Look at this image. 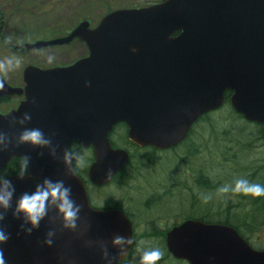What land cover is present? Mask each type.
Returning a JSON list of instances; mask_svg holds the SVG:
<instances>
[{
  "label": "water",
  "instance_id": "1",
  "mask_svg": "<svg viewBox=\"0 0 264 264\" xmlns=\"http://www.w3.org/2000/svg\"><path fill=\"white\" fill-rule=\"evenodd\" d=\"M80 21L67 35L24 43L26 50L78 39L87 55L66 66L27 65L22 87L0 78V99L23 96L0 114V169L24 158L25 175L0 183L2 264H117L131 241V225L117 210L97 211L72 173L69 141L92 147L89 179L104 184L128 160L109 143L123 123L128 139L158 149L181 142L204 114L224 103L250 123L264 124V0H162L106 13L93 28ZM37 131L40 142L23 139ZM264 141V130L262 131ZM59 186L33 224L18 204L22 197ZM119 241V242H117ZM166 247L188 264H264L237 230L221 223L187 220L166 234Z\"/></svg>",
  "mask_w": 264,
  "mask_h": 264
},
{
  "label": "rangeland",
  "instance_id": "2",
  "mask_svg": "<svg viewBox=\"0 0 264 264\" xmlns=\"http://www.w3.org/2000/svg\"><path fill=\"white\" fill-rule=\"evenodd\" d=\"M155 1L156 0H0V32L3 34L1 35L2 41L0 38V77L6 78L7 81H5L12 86L21 87V74L26 65H34L42 68L65 66L87 54L86 46L79 40H73L65 45L49 46L39 50H25L24 52H12L9 45L18 46L24 43H34L37 41H47L53 38L63 37L80 21L86 20L90 22L91 27H94L101 17L108 11L144 7L151 5ZM3 43L6 45L8 43L9 49L6 45L4 46ZM16 104V99H10L3 108H12L16 106ZM222 108L225 110V113L232 115V113L228 111V104L226 102H224L220 109L222 110ZM227 114H224L223 116L222 111H215L212 113L214 119L223 116V119L220 122L231 129L224 141L220 140L222 136H217V138L212 136V138H208V141L211 142L208 146L210 148H215L214 150L218 151L214 152L212 148L210 149V152H212L211 156L214 157L211 158V161L215 163L214 168L210 169V175L213 177L211 179L214 184L218 185L219 181H225L222 176V169H220L221 159L218 160L216 157L218 153L220 154L221 149L223 150L224 147H227L229 149L227 150V154L235 155L238 158L237 163L239 164L237 171H239V173H231L230 175L228 170L225 175H230V177L238 175L237 178L244 177L243 180L248 181L249 184H256L257 181L251 182L247 175L249 173L252 174L255 168L258 167L260 172L257 173V171H255L253 175L264 177V168L261 167L262 163H264V146H261V143L258 141H254L246 151H243V153L246 154V158H243V153L239 152L240 149L238 146H236L234 141H231V138L234 137L241 141L240 135H236L235 132L238 131L237 129L240 124H243V122H238L235 118L228 117ZM198 125L195 129H197ZM250 129L255 128L251 127ZM206 136L207 135L203 134V141L206 139ZM198 139L200 138H195V141ZM242 142H245V140L242 139ZM73 150L76 152L79 158V164L82 167L85 164H89L90 161L88 162L87 160L88 156H91L89 149H76L74 147ZM205 153L208 154L207 151H205ZM203 154L204 153H201L200 156ZM220 157L222 156L219 155V158ZM198 160L199 159H194V163L198 164ZM259 161L261 164L258 163ZM223 163L225 166H228V164L231 166V163L229 162L223 161ZM173 169V172H166L163 170L165 171L164 181L168 182L170 185L175 179L178 181L184 180L182 170H175L174 167ZM261 186L264 187L262 183ZM122 189L123 190H120L121 193L133 196V189L146 188L142 182H138L132 186L123 187ZM175 189L177 188L172 184L171 193L168 194L170 196L165 200L166 205L164 206H166V209L163 207L152 208L154 214H147L146 219L148 221L153 218V215L157 218L156 222L158 225L156 226L155 233L157 235H152L151 237L148 236L147 241L142 239L145 236L141 238L138 237L139 240L134 247V252L129 256L127 264H141L143 254L146 251H152L155 249L154 246L150 247L149 250L147 249L150 242L158 241L160 237L159 235L162 233L165 235L170 227H173L174 224H178V222L181 221L183 215L181 212H178L181 211V208H178L179 200L173 198V195L176 193ZM219 189H221L220 185L216 189L209 191V193H207L208 198L210 200H217L219 195L223 193L219 191ZM178 191L179 189L177 192ZM247 196L249 197V194H247ZM147 242L148 244L146 245ZM254 246L257 248H264V229L257 232ZM176 261L170 260L167 263L177 264L178 262ZM156 264L164 263H162V261H157ZM178 264L185 263L181 262Z\"/></svg>",
  "mask_w": 264,
  "mask_h": 264
},
{
  "label": "flooded vegetation",
  "instance_id": "3",
  "mask_svg": "<svg viewBox=\"0 0 264 264\" xmlns=\"http://www.w3.org/2000/svg\"><path fill=\"white\" fill-rule=\"evenodd\" d=\"M3 35L0 32V38L2 41ZM4 46L6 45L3 43ZM8 48V43H7ZM10 50L13 48H16L18 50V46H11L9 45ZM8 48V49H9ZM12 52H14L12 50ZM4 78V77H3ZM6 80V78H4ZM21 80H22V74H21ZM7 81V80H6ZM23 85V81H22ZM16 99L17 104L16 106L12 108H6L4 109L3 106L6 105L9 101ZM23 100V96H4L0 99V114H6L9 111L16 109L19 103ZM115 125L111 132L109 133V143L112 148L114 149H123L126 151L128 155V160L125 166L115 173L109 181H107L104 184H96L93 183L89 179L88 169L91 166V164L95 161L94 154L92 147L82 148L80 144L76 141H69L68 143V152L73 158V164H72V173L75 175L84 185V189L87 195V200L89 206L97 211H107V210H119L121 211L126 218L128 219L129 223L131 224L132 228V239L131 244L129 247V251L127 253V258L134 252V247L137 244L139 238H141L139 233H141L142 229H145L146 224L149 226L150 224H154L153 226H157L156 217H154L151 220H147V214H154L152 211V208L156 207H163L166 208V198L169 197V193H171V185H175L177 189H175L176 193L173 195L174 199L179 200V206L178 208H181L182 210L191 209V211H196L194 208L197 205H202L203 207V214L206 215L208 213L209 204L207 201L209 200L207 193L202 189L203 184L196 182L194 179V175L197 173H200V175L203 177V183L207 181H212L209 177L208 172V165H203V160L198 156L197 158H193L192 154L189 153L191 149L199 148V155L203 153L204 142L200 140H192L194 137L191 134L192 127L189 129L188 133L186 134L185 138L179 142L178 144L165 148V149H158L152 146H138L131 142L127 137V127L125 124L121 123V126L123 127L121 132L125 134L127 141H128V148L120 147V146H114L111 138H118L115 132ZM195 128V127H194ZM115 132V133H114ZM191 139V140H190ZM199 141V142H198ZM189 146V148H188ZM74 147L76 149H89L91 153V159L86 169L82 171L81 165L79 164V158L76 154V152L73 150ZM137 152L142 156V161L145 167L143 168L142 175H139L136 179L137 181L132 180L135 178V169L132 170L131 167V155L132 153ZM149 154L151 156H149ZM24 159V158H23ZM194 159H199L197 162L198 164L194 163ZM181 161L178 165V161ZM24 171L19 172L16 174H1L0 175V183L11 177L16 175H25L28 176L33 184H39V180L35 178L33 175H30L26 161L24 159ZM166 164V165H165ZM186 166H185V165ZM221 167L223 172V181H219V185L221 188L227 187L226 181L228 180L229 176L225 175L227 171H237L238 166L236 167V163H231V166L228 164V166H225L223 162L220 161ZM180 166V167H179ZM6 167V166H5ZM4 167V168H5ZM173 167L176 169H181L184 180L178 181L177 179L172 181V184L164 183L161 179L160 175L158 174L159 169L167 170H173ZM3 168V169H4ZM187 168V169H186ZM230 168V169H229ZM1 169V170H3ZM0 170V171H1ZM125 172V173H124ZM124 176L126 180L122 179L121 177ZM120 177V178H119ZM138 182H142L146 189H133V196L127 195L124 193H121V189L119 187H129L133 184H136ZM163 184H162V183ZM214 183V182H213ZM188 185V186H186ZM157 186V187H156ZM191 187V188H190ZM186 188L185 192L178 191V189ZM231 188H228V191ZM123 190V189H122ZM139 190V191H138ZM138 191V193H136ZM223 192L219 195L217 200H211V209L214 213L222 214L224 212V209L226 207H230L231 212H236L237 210V216H235V220L238 222L239 226L248 227V222L250 219L253 218L252 212H255L254 208L256 207L255 204H251L250 197H248L245 194L242 193H234L232 190L229 192ZM186 196V197H185ZM116 197V198H115ZM179 198V199H178ZM216 202V203H214ZM185 207V208H183ZM177 212V211H175ZM181 212L182 211H178ZM184 216V214H182ZM204 215L193 218H185L181 217L180 223L190 219V220H197L201 221L203 223H218L215 221H206L203 220ZM178 222V223H179ZM177 224V223H176ZM174 224V226L176 225ZM238 226V225H237ZM240 226V227H241ZM171 228V227H170ZM139 237V238H138ZM255 240V239H254ZM164 244H165V237H164ZM166 246V245H165Z\"/></svg>",
  "mask_w": 264,
  "mask_h": 264
},
{
  "label": "trees",
  "instance_id": "4",
  "mask_svg": "<svg viewBox=\"0 0 264 264\" xmlns=\"http://www.w3.org/2000/svg\"><path fill=\"white\" fill-rule=\"evenodd\" d=\"M157 1H160V0H156L155 2H157ZM12 50L15 51L14 48ZM229 96H230V92L229 91L225 92V102L228 104V111L231 112L232 115L225 113V110H223V108H222V110L219 108L217 111L218 112L222 111L223 116H224V114H227L228 117L230 116L232 118H235L238 122L239 121L243 122V124L242 125L240 124L239 128L237 129L238 131L235 132L236 135H240L241 141H239L235 137L231 138L232 139L231 141L235 142L236 146H238V148L240 149L239 152H241V153H243V151H246L248 149V147L250 146V144L253 143L254 141H258L259 143H261L260 144L261 146H264V141L262 138V131L264 130V124L250 123V122L245 121L242 118V116L240 114L235 113L234 110L229 105V102H228ZM212 113L213 112L202 115L198 119V121L194 124V126L192 127V130H191V134L194 136L192 138V140H195V138L199 137L200 139H198V140L202 141L203 134L207 135L206 139H204V141H202V142H204V146H205V148H203L204 154H203L202 160H203V165L204 164L208 165L207 169H208L209 174H210V169L214 168L215 163H213L211 161V158H214V157L211 156L212 152H210V149L212 147L210 148L208 146L209 143H211L210 141H208V138H212V136H215L216 138H217V136H219V137L222 136V138H220V140L224 141L226 139L227 135L230 133V129H231L228 126H224L223 123L220 122L223 119V116H220L218 119L217 118L214 119V117L212 116ZM197 125H198L197 129H195L194 127H196ZM251 127H254L255 129H250ZM122 128L123 127L121 126V123L117 124V126L115 127V130H116L115 132H118L116 134V135H118L117 136L118 138H116V139L111 138L110 140L112 141L114 146H120V147L128 148L127 138H126L125 134L123 133V131L121 132ZM207 128H209V129H207ZM242 139L245 140V142H242ZM216 142H218V141H216ZM188 148H189V146H188ZM226 148L227 147H224L223 150L222 149L220 150V154L218 153L216 159H218V160L221 159V162L226 161V162L233 163V164L236 163L235 165L237 167L239 164V163H237L238 158L235 155H230L229 153L227 154V150H229V149L228 148L226 149ZM212 149L214 152H218V151L214 150L215 148H212ZM205 151H207L208 154H206ZM189 153L192 154L193 158H197L198 156H200L198 154L199 148L191 149L189 151ZM219 155L222 157L219 158ZM131 156H132L131 157V159H132L131 160V167H132V170L135 169V178H133L132 180L135 179L134 181H137L136 178L139 175H142L143 168L145 166L143 164H141V163H143V161H142V156L139 153L134 152V153H132ZM149 156H151V155L149 154ZM200 158H201V156H200ZM243 158H246L245 153H243ZM90 159H91V156L89 155L87 158L88 162L90 161ZM24 163L25 162H24L23 158H15L14 157L6 164V167L0 171V175L1 174H16L19 172H23L24 166H25ZM179 163H181L180 160L178 161V165H179ZM258 163L261 164L260 161ZM85 167H87L86 164L83 167L81 166L82 171L86 169ZM261 167L264 168V163H262ZM163 170L164 169H159L158 174L160 175V177H162V179H165L164 178L165 177V171H163ZM255 171H257V173H259L260 169L258 167H256L255 170L252 172V174L249 173L247 175V177L249 178V180L251 182L257 181L256 184L261 186V183H262L264 185V177H260V175L254 176L253 174ZM166 172H173V170H168ZM230 172L232 174L239 173V171H236V170L235 171L232 170ZM231 173H230V175H231ZM230 175H229L228 180L226 181V185L228 186V188H231L228 191L229 193L232 190V187L234 186L236 180L244 179V177L243 178H237L238 175H236L235 177H232V176L230 177ZM120 177H121V175H120ZM209 177L213 178L211 175H209ZM121 178L126 180V178L124 176H122ZM194 179L196 180V182H198V184H200V183L203 184L202 189H204V191L206 193H209V191L216 189L219 186L218 184H214L212 181H207V182L203 183V177L200 175V173L195 174ZM163 182L168 183L164 180H163ZM186 186H188V185H186ZM119 188L122 190V187H119ZM138 191L136 193H138ZM179 191L185 192L186 188H181V189H179ZM249 197H250L251 204H255L256 207L254 208L255 212H252L253 218L249 220V222H248L249 226L248 227H244L245 225L241 226V224H240L241 227L239 226L238 222L235 220V216H237V210H236V212H231L230 207H226L224 209V212H222V214L214 213L210 207L211 206V200L210 199L207 201V203L209 204V208H208L209 210H208V213L206 215L203 214L202 205H200V206L197 205L194 208L196 211H191L190 208L187 210L181 209V211H182V214H184L183 217H185V218H193L194 216L199 217V216L204 215L203 220L210 221V222L215 221L218 223H222V224L232 226L247 241L254 242V239H255V236L257 235V232L259 230L264 229V195L252 196L251 194H249ZM214 203H216V202H214ZM183 208H185V207H183ZM153 225L154 224H150L148 226L146 224L145 229L141 230V233H139L140 234L139 236L140 237L145 236L142 238L143 240L147 241L148 236L151 237L152 235H157V234H155L157 227L153 226ZM163 230H166V229H163ZM159 236L160 237H159L158 241L150 242L147 249L149 250V248L152 246H154L155 249H159L161 251L162 255L158 261H162V263L168 264L167 262H169L170 260L174 261L175 259L166 250V247L164 244V236L165 235L162 233ZM147 244H148V242L146 243V245ZM164 260L166 263L164 262ZM176 262L181 263L183 261L177 260Z\"/></svg>",
  "mask_w": 264,
  "mask_h": 264
},
{
  "label": "clouds",
  "instance_id": "5",
  "mask_svg": "<svg viewBox=\"0 0 264 264\" xmlns=\"http://www.w3.org/2000/svg\"><path fill=\"white\" fill-rule=\"evenodd\" d=\"M23 139L31 140L33 143L40 142V134L37 131H33L25 134ZM221 192H227L228 188L224 187L219 189ZM234 193L251 194L252 196L264 195V187L258 184H249L248 181L239 179L236 180L234 186L232 187ZM51 196L56 199L62 200L61 211L64 212L66 219H71L74 215L71 210L70 203L64 199L65 192L59 189V186L49 187L47 191H37L31 196H24L21 198L18 207L28 214L33 224L36 223L37 219L43 214L44 201ZM3 237H0L2 239ZM119 242V241H117ZM161 251L159 249H154L152 251H146L142 258L141 264H156V262L161 258ZM2 264V261H0Z\"/></svg>",
  "mask_w": 264,
  "mask_h": 264
},
{
  "label": "bare ground",
  "instance_id": "6",
  "mask_svg": "<svg viewBox=\"0 0 264 264\" xmlns=\"http://www.w3.org/2000/svg\"><path fill=\"white\" fill-rule=\"evenodd\" d=\"M117 211H119V210H117ZM121 212V211H120ZM122 213V212H121ZM127 261H128V259H126V260H124V261H121V262H119L118 264H127ZM187 263V262H186Z\"/></svg>",
  "mask_w": 264,
  "mask_h": 264
}]
</instances>
